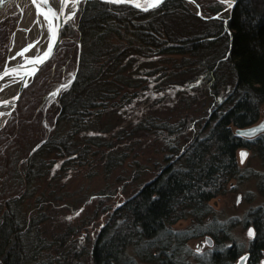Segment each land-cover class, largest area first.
<instances>
[{
    "label": "trees",
    "instance_id": "trees-1",
    "mask_svg": "<svg viewBox=\"0 0 264 264\" xmlns=\"http://www.w3.org/2000/svg\"><path fill=\"white\" fill-rule=\"evenodd\" d=\"M195 1L205 12L204 0ZM214 6V15L221 12L220 3ZM193 20L199 30L179 36ZM78 25L79 69L60 97L51 133L47 136L44 128V102L58 76L50 65L26 88L17 113L0 132V264H80L85 256L91 264H188L187 243L208 234L217 247L203 264H233L242 249L223 246L229 234L217 223L211 202L240 176V148L251 147L264 159V141H248L234 131L255 124L264 105V0L240 2L227 26L219 18L192 15L187 0H166L146 12L89 0L81 6ZM176 55L196 58L202 70L197 80L188 81L211 99L201 117L185 116L176 123L149 117L136 124L132 135L118 132L111 140L86 135L130 102L129 90L146 82L126 73L139 58ZM49 75L45 88L39 87L41 76ZM159 80L172 77L162 74ZM148 134L164 136L163 164L133 195L105 208L106 221L95 239L78 249V230L61 215L65 197H58L51 181L42 186L55 179L54 158H65L64 171L73 161L112 174L128 158L120 149L123 143ZM139 178L136 174L134 181ZM108 196L106 202L112 200ZM250 215L257 230L249 246L251 264H263L264 208ZM182 220H191V226L173 229Z\"/></svg>",
    "mask_w": 264,
    "mask_h": 264
},
{
    "label": "rangeland",
    "instance_id": "rangeland-1",
    "mask_svg": "<svg viewBox=\"0 0 264 264\" xmlns=\"http://www.w3.org/2000/svg\"><path fill=\"white\" fill-rule=\"evenodd\" d=\"M187 1L188 10L191 14L204 20L218 16L227 25L233 12L218 0H202L204 4L202 6L205 12H203L200 4L195 0ZM105 2L129 5L111 0H106ZM215 3H220L222 10L214 15L210 9L215 7ZM82 4L83 2H81V6ZM136 9L146 12L154 8L148 10ZM3 10L0 13V17H3L0 21V70L8 60L11 51V39L23 15L14 5L7 12H3ZM80 10L76 17L63 29L62 43L54 54V58L52 57L38 72L39 74L47 65H50L52 69H56V76H58L54 91L49 94L44 102L46 111L44 128L47 136L54 127V120L59 116L60 97L69 89L63 93H58V90L62 84H65L69 80L70 74L74 73L77 68L79 53L78 42H81V33L78 25ZM195 24L196 22L193 20L191 26H187L189 30L187 29L185 33L179 31L178 35H190L191 37L192 33L199 30V26ZM3 39L4 41L1 42ZM52 59L55 60L51 62ZM139 59L137 64L129 68L126 73L141 75L146 82L140 87L129 90L132 97L128 98L130 102L125 107L118 109L117 112H111L105 116L100 121L98 128L89 127L87 136H99L105 140H111L114 139L113 134H117L118 132L123 136L132 135L135 132L134 127L136 124L149 117L176 123L180 122L181 119L183 120L185 116H196V119H198L205 113L207 106L211 102L210 97L207 92L203 93L200 88L196 90V84H193V89L188 84L190 80H197L195 76L199 75L200 71H202L199 64L196 63V58L176 55L150 56ZM47 70L49 71L51 68H47ZM162 74H169L172 77V81H160L159 78ZM42 76L38 84L39 87L45 88L43 87V81L47 83L52 77L51 75ZM135 80L138 81V79ZM18 108L5 122L0 132L17 113ZM261 123H264V105L260 107L257 122L251 126ZM189 131H193L192 124ZM261 134H264V132L252 138H243L253 140L254 138L260 137ZM132 137V141L127 140L120 147V149L126 150L125 154L128 155L127 160L112 174H106L103 167L91 170V167L87 168L73 165V161L68 162L70 166L67 167L66 165L64 171V165L67 164L65 158H54L55 163L52 176L55 179H48L42 186L46 188L51 181L53 183V189L58 193V197L61 195L65 197L61 203L66 209L61 215L66 218L68 224L75 225L74 229L76 231L78 230L76 236L77 243L79 244L78 249H84L85 246H89L95 239L99 229L106 221L107 213L103 212V210L107 207H116L133 195L142 184L153 179L163 164V158L165 156L164 136L158 138L155 135L148 134L143 138H139L138 135H133ZM125 146L128 148H125ZM237 161L240 167V176L231 181L226 194L216 198L211 204L214 208L213 215L216 216L217 223L227 229L229 234L227 236L229 239L223 242V246L228 247L236 244L242 249V253L244 254L249 251L252 240L248 235L249 228L254 226L250 213L259 207L264 208V161L255 149H251L248 158L243 163L240 162L238 150ZM136 174H140L138 181H134ZM110 194V199L112 198V200L106 202ZM238 196H240V200ZM190 226L191 220H182L173 229L184 230ZM254 234H257L256 229H254ZM208 236L213 241V245L209 246L206 243L203 247L202 241L206 242ZM216 247L217 240L210 234L190 240L187 243L188 252L185 254L187 263L203 264ZM133 253L134 251L131 249L130 255ZM236 263L237 260L233 264ZM80 264H91V261L85 256ZM138 264L153 263L138 261Z\"/></svg>",
    "mask_w": 264,
    "mask_h": 264
},
{
    "label": "water",
    "instance_id": "water-1",
    "mask_svg": "<svg viewBox=\"0 0 264 264\" xmlns=\"http://www.w3.org/2000/svg\"><path fill=\"white\" fill-rule=\"evenodd\" d=\"M51 1H52V4L55 6V9L53 10L54 14L51 12L52 13V17L54 19L52 20V22L50 24V27H49V32L50 33H49V40H48L46 48L38 56L30 58V59H27V60L20 61L18 63H15L14 65H10L9 64V56H8V60L6 61V63L2 67V69L0 70V83H1V81H3L7 77H14L19 82V89L16 92V94L14 95V97L13 98L10 97L11 99L7 100V101L6 100L0 101V110L1 111L3 110V114L6 116V120L0 125V129L4 126V124L8 120V118L17 110L20 98H21L24 90L26 88H28V86L33 82L35 76L38 74L40 69L48 61H50V59L56 53L58 47L62 43V32H63V29L65 28V26L69 22H71V19L73 20L76 17L78 11L80 10L81 2H85V1H89V0H78V6H77V9L75 11V15H73L74 16L73 18H71L68 15V13H67L68 0H51ZM100 1H106V0H100ZM111 1L115 2V0H111ZM164 1H166V0H163V2ZM218 1L221 2V0H218ZM241 1L242 0H231V3H232V7L231 8L228 7L227 3H223V4H225L228 7V9H230L231 12H232V11H234L236 9V7L240 4ZM118 3H127V4H129V5H131L132 7H135V8H141V9L146 8V7H136L135 3L128 2V1L118 2ZM4 8H6V7L2 3L0 5V13L2 12V10ZM214 18H218V16L213 17L212 19H214ZM225 26H227L226 23H225ZM53 37H55L56 43L53 45L52 51L49 53V55L47 57H44V53L48 51L49 43L52 41ZM78 47H79V53H78V58H77L76 71L74 73L70 74L69 80L65 84H62L60 86V89L58 90V93H63L66 90L70 89L71 86L73 85L74 81L76 80V76H77V72H78L79 64H80V59H81V50H82V43L81 42H78ZM38 59H42V62L41 63H36V61ZM5 72L11 73V74L10 75H4ZM262 125H264V123H261V124H258V125H254V126H251V127L239 128V129H236L235 133L237 135L238 133H246V132H249V131H252V130L261 129ZM261 132H264V130L257 131V132H255L254 135H252L250 137L249 136H242V135H237V136L252 138V137L257 136ZM242 152L246 153L247 154L246 157H247L248 153H249V150L247 148H245V147L239 149L240 162H241V155L240 154ZM245 160H246V158L243 160V162ZM243 162H241V163H243ZM238 199L240 200V196H238ZM250 230L253 232V236H254V228L250 227L249 231ZM207 240L210 242V245H213V241L211 240V238L208 237ZM249 257H250L249 253H246V254L242 255L241 257H239V259H238L236 264H246V261H247V259Z\"/></svg>",
    "mask_w": 264,
    "mask_h": 264
},
{
    "label": "bare ground",
    "instance_id": "bare-ground-1",
    "mask_svg": "<svg viewBox=\"0 0 264 264\" xmlns=\"http://www.w3.org/2000/svg\"><path fill=\"white\" fill-rule=\"evenodd\" d=\"M132 2L147 7L151 0H120ZM6 7L7 12L11 6H16L22 12L21 21L11 39L9 64L14 65L23 60L38 56L46 48L49 40V27L54 19L52 17L55 6L51 0H0V5ZM78 6V0H68V15L73 18ZM52 12V13H51ZM51 14V15H50ZM54 14V13H53ZM3 18V17H2ZM0 17V20L2 19ZM51 18V19H50ZM72 21V19H71ZM28 49V51H25ZM23 53V55H20ZM19 89V82L14 77H7L0 83V101L10 100ZM6 120L3 110H0V125ZM209 237V236H208Z\"/></svg>",
    "mask_w": 264,
    "mask_h": 264
},
{
    "label": "snow or ice",
    "instance_id": "snow-or-ice-1",
    "mask_svg": "<svg viewBox=\"0 0 264 264\" xmlns=\"http://www.w3.org/2000/svg\"><path fill=\"white\" fill-rule=\"evenodd\" d=\"M115 2H120V0H115ZM163 2V0H151L150 3H148L147 7L144 8V10H148L149 8H155L157 6H159L161 3ZM222 3H227L228 4V7L231 8L232 7V3H231V0H221ZM136 7H141L140 4H136ZM74 15V14H73ZM56 43V39L55 37H53L52 41L49 43V46H48V51L44 53V57H47L49 55V53L52 51V47L53 45ZM25 51H28V49H25ZM20 55H23V53H20ZM42 62V59H38L36 61V63H41ZM11 73H8V72H5L4 75H10ZM261 130H264V125L261 126V129H256V130H252V131H249V132H246V133H238L237 135H242V136H252L255 134V132L257 131H261ZM241 162H243V160L246 158V153H241ZM249 237H252L253 236V232L250 230L249 233H248Z\"/></svg>",
    "mask_w": 264,
    "mask_h": 264
},
{
    "label": "flooded vegetation",
    "instance_id": "flooded-vegetation-1",
    "mask_svg": "<svg viewBox=\"0 0 264 264\" xmlns=\"http://www.w3.org/2000/svg\"><path fill=\"white\" fill-rule=\"evenodd\" d=\"M256 139H259L260 142L264 141V134H261V136L258 137V138H256ZM256 139L254 138L253 140H256ZM253 140H248V141H253ZM245 148H247V149L249 150V153H250L251 149H253V148H251V147H245ZM249 153H248V156H249ZM248 156H247L246 158H248ZM239 158H240V157H239ZM263 161H264V159H263ZM251 227H253L254 229H256V228H255V225H254V226H251ZM248 232H249V231H248ZM255 237H256V235L254 234V236H253V237H250V238H252V240H253V239H255ZM206 243H207L209 246H211V245H210V242L207 240V238H206V242H203V241H202V245H203V247L206 245ZM247 253L250 254V257L247 259L246 264H251V253H250V251H248ZM244 254H246V253H244ZM244 254H242V255H244ZM242 255H241V256H242ZM241 256H240V257H241ZM238 259H239V258H238ZM238 259H237V261H238ZM263 264H264V262H263Z\"/></svg>",
    "mask_w": 264,
    "mask_h": 264
}]
</instances>
